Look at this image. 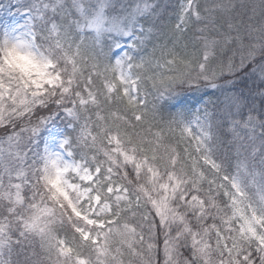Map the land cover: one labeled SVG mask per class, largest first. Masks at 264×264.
I'll use <instances>...</instances> for the list:
<instances>
[{"label":"snow or ice","instance_id":"obj_1","mask_svg":"<svg viewBox=\"0 0 264 264\" xmlns=\"http://www.w3.org/2000/svg\"><path fill=\"white\" fill-rule=\"evenodd\" d=\"M0 264H264V0H0Z\"/></svg>","mask_w":264,"mask_h":264},{"label":"trees","instance_id":"obj_2","mask_svg":"<svg viewBox=\"0 0 264 264\" xmlns=\"http://www.w3.org/2000/svg\"><path fill=\"white\" fill-rule=\"evenodd\" d=\"M226 89L223 91L216 89H204L199 92H190L185 94L180 99V102L194 106L195 104L203 103L205 100L211 98L213 100H216L218 104H222L224 102V95L226 94Z\"/></svg>","mask_w":264,"mask_h":264}]
</instances>
